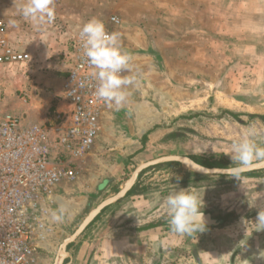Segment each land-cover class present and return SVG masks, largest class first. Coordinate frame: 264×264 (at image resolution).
<instances>
[{"label": "rangeland", "instance_id": "rangeland-1", "mask_svg": "<svg viewBox=\"0 0 264 264\" xmlns=\"http://www.w3.org/2000/svg\"><path fill=\"white\" fill-rule=\"evenodd\" d=\"M25 2L0 0L5 38L32 56L24 67L0 66V115L22 108L18 90L30 92L32 103L49 97L58 103L67 67L75 29L56 12L51 23L35 27L20 14ZM74 7L89 9L78 11L83 23L95 17L120 34L132 57L124 75L135 81L119 110L104 109L80 175L54 191L61 218L36 264H52L61 240L139 163L178 154L233 167L231 145L252 127L264 146L258 118L264 116V0H78ZM111 16L118 25L108 23ZM40 118L36 109L23 121ZM204 176L178 163L146 169L132 193L104 209L69 246V264H264V230L255 223L264 209V168ZM179 189L198 193L203 212L226 216L222 224L191 235L173 232L166 197Z\"/></svg>", "mask_w": 264, "mask_h": 264}, {"label": "built area", "instance_id": "built-area-1", "mask_svg": "<svg viewBox=\"0 0 264 264\" xmlns=\"http://www.w3.org/2000/svg\"><path fill=\"white\" fill-rule=\"evenodd\" d=\"M108 23L119 20L111 16ZM80 31L67 45V70L57 93L62 105L47 108L36 123H24L16 112L0 115V264L37 263V251L57 232L54 191L80 175L108 107L95 95L96 70L84 55ZM31 61L29 52L5 38L0 22V66L24 67ZM17 95L22 105H34L30 92Z\"/></svg>", "mask_w": 264, "mask_h": 264}, {"label": "clouds", "instance_id": "clouds-1", "mask_svg": "<svg viewBox=\"0 0 264 264\" xmlns=\"http://www.w3.org/2000/svg\"><path fill=\"white\" fill-rule=\"evenodd\" d=\"M20 14L35 27L40 28L54 20L53 0H26L20 7ZM80 37L83 41L84 55L96 70L93 73L96 81L95 95L105 101L109 108L115 106L119 110L129 95L126 89L135 81L134 77L124 75L131 71L132 57L122 50L120 34L108 32L104 22L93 17L83 24ZM257 135V130L252 127L232 143L230 158L235 166L228 174L237 177V174L251 166L254 161L264 160V146L256 143ZM166 205L173 232L191 235L193 232H203L206 229L198 193L179 189L166 197ZM53 215L57 220L61 218L55 213ZM255 223L264 230V209L258 212Z\"/></svg>", "mask_w": 264, "mask_h": 264}, {"label": "water", "instance_id": "water-1", "mask_svg": "<svg viewBox=\"0 0 264 264\" xmlns=\"http://www.w3.org/2000/svg\"><path fill=\"white\" fill-rule=\"evenodd\" d=\"M163 162H174L182 165L186 169L201 175H230V169L233 167H207L198 162L194 159L178 154H170V155H162L159 157H155L144 162L139 163L131 172L129 177L125 180L123 185L120 189L114 193L113 195L106 197L105 199L101 200L98 204H96L81 220L78 226L74 229V231L63 238L57 248V252H62L64 254L63 258L57 263L56 254L54 256L52 264H69L72 260V255L69 253L68 248L73 242L77 240L81 234L85 232V230L97 219V217L101 214V212L109 207L110 205L116 203L117 201L123 199L128 195L132 188L135 187L139 176L143 171L150 167H154L158 164ZM264 168V160L253 162L251 166L245 169L243 172L239 173H247L251 171H256L259 169ZM206 226L208 227H215L220 224V220L214 218L209 212H203Z\"/></svg>", "mask_w": 264, "mask_h": 264}, {"label": "crops", "instance_id": "crops-1", "mask_svg": "<svg viewBox=\"0 0 264 264\" xmlns=\"http://www.w3.org/2000/svg\"><path fill=\"white\" fill-rule=\"evenodd\" d=\"M77 1L78 0H54V2H53L54 10L58 14L59 20L61 21V23H63L67 28L75 29L74 32L77 29L82 28V26L84 24L83 23V21H84L83 20V16L79 15L81 13H78V11H81V10L88 11L89 10V9H86V7H84V8L74 7L76 5ZM70 6H72V7H70ZM192 6L194 7V5H192ZM87 8H90V7L87 5ZM187 11H188V14H189V12H190V4H187ZM66 66H67V64H66ZM66 70H67V67H66ZM65 73H66V71H65ZM65 73H64V76H65ZM48 100H49V102H47V103H34V105L31 104L29 106L28 105L27 106L26 105H22L21 106L22 108L17 109V110L12 108L11 112H16V113L22 114V117H23L26 114L27 111H33V110H36V109H40L41 110V114H42V118H40L39 121H42L43 118L45 117V112H46L47 108L54 109V108H58V107H60L62 105V104L57 103L56 101H54L53 98H51V97H49ZM34 107H36V108L33 109ZM31 115H33V112H31ZM32 118H34V117H32ZM57 197H58V195L55 194V198L54 199H55L57 205H59V200L57 199ZM53 207H54V205L51 207L52 211L55 212L56 215H58V211L56 212L53 209Z\"/></svg>", "mask_w": 264, "mask_h": 264}, {"label": "trees", "instance_id": "trees-1", "mask_svg": "<svg viewBox=\"0 0 264 264\" xmlns=\"http://www.w3.org/2000/svg\"><path fill=\"white\" fill-rule=\"evenodd\" d=\"M253 116H255V115H253ZM253 116H252V117H253ZM250 117H251V116H250ZM256 117H258V116H256ZM258 118H260V119L263 120V119H264V116H259ZM168 163H174V162H168ZM198 163H200V164H202V165H204V166H208V167H214V166H215V167H222V164H221V163H220V164H215V165H211V164H210V165H208V164H203V163H201V162H198ZM202 177H205V176L202 175ZM133 189H134V188L131 189V191L128 193V195H130V193H132ZM128 195H127V196H128ZM225 217H226V216H225ZM97 218H98V217H97ZM219 220H220V224H219V225H221V224H222V218H220Z\"/></svg>", "mask_w": 264, "mask_h": 264}, {"label": "bare ground", "instance_id": "bare-ground-1", "mask_svg": "<svg viewBox=\"0 0 264 264\" xmlns=\"http://www.w3.org/2000/svg\"><path fill=\"white\" fill-rule=\"evenodd\" d=\"M59 246V245H58ZM58 248V247H57ZM57 248H56V250H55V255L57 254L58 255V257H57V260H56V262L58 263L62 258H63V256H64V254H62V252H57L58 250H57Z\"/></svg>", "mask_w": 264, "mask_h": 264}, {"label": "flooded vegetation", "instance_id": "flooded-vegetation-1", "mask_svg": "<svg viewBox=\"0 0 264 264\" xmlns=\"http://www.w3.org/2000/svg\"><path fill=\"white\" fill-rule=\"evenodd\" d=\"M214 218H216V219H220V218H222V220H224L226 217L225 216H213ZM168 223V222H167Z\"/></svg>", "mask_w": 264, "mask_h": 264}]
</instances>
